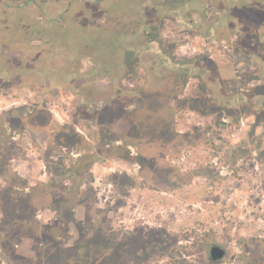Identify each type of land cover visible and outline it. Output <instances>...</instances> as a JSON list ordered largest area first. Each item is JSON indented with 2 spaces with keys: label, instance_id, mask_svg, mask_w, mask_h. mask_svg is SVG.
Segmentation results:
<instances>
[{
  "label": "rangeland",
  "instance_id": "obj_1",
  "mask_svg": "<svg viewBox=\"0 0 264 264\" xmlns=\"http://www.w3.org/2000/svg\"><path fill=\"white\" fill-rule=\"evenodd\" d=\"M8 1L16 3L22 0ZM91 1L68 0V3L64 1L67 4H59L56 15L65 18L64 21L47 22L45 27L51 30L45 33L43 45H32L29 50L27 42L25 47L27 37L24 30L32 40L33 37H42V29L46 32L37 24L42 20L40 12L32 14L30 11L31 15H22V9L10 8L8 6L13 4L0 0V41L5 42L3 48L10 50L8 63L14 65V60H19L15 59V52L23 51L24 60L19 61L27 71L39 73L47 70L35 64L34 54L57 57L56 65L81 58L78 62L83 61L82 67L86 69L87 61L93 63L94 59L102 56L110 60L116 53L113 62L117 69L120 68L126 59H132L136 54L131 50L125 55L121 52L124 47L133 49L137 46L135 38L130 39V35L122 33L129 29L128 32L134 35L136 24L132 22L133 17L118 15L106 20L101 16L98 20L96 12L86 10ZM131 1L110 3L109 13L120 8L127 10ZM163 1L167 9L176 10L173 17L166 16L167 10L160 11V20L154 25L152 19L158 12L149 7L139 13L142 23L148 25V31L145 30L143 35L159 41L162 48L169 42H178L184 35H193L187 41L190 38L196 41L199 32H194L199 28L214 30L213 23L221 18L216 15L217 10L225 11L228 6L231 8L224 12L223 18L230 15L233 18L230 26L239 24L237 29L243 31L239 36L237 29L233 31L219 26L215 37L207 39L209 42L229 41L237 36L232 55L236 60H219L210 55L200 59L198 56L203 53L200 49L196 53L183 47L177 50V59L169 61L172 64L182 63L180 69L164 67L167 62L157 63L160 70L168 74V84H172L170 87L174 89L162 97L164 102L161 98L160 104L158 101L156 107L161 118L169 113L177 83L183 85L189 81L188 78L194 77L190 88L194 89L201 81L206 92L204 100L190 103L192 109L204 111L206 115L187 112L181 116L178 129L188 135L182 142L177 139L170 145L172 150L164 147L166 154L172 155L170 163L173 169L167 159H163V153L159 158L141 159L134 148H129V153L124 150L115 152L123 154L124 160L108 157L111 151H106L103 146L107 130L102 131L94 121L97 113L78 117L77 111L83 104V98L77 92L72 94L77 91L75 87H80L78 82L95 79L100 89L95 94L103 96L102 91H106L108 80L101 75L107 71L99 66L95 70L96 77L93 70L84 71L80 73V80H70L64 85L53 78L47 85L39 79L28 87L15 85L17 82L8 78L4 82L0 80V140H9L8 134L21 132L19 124L29 127L30 121H38L37 114L40 112L50 116L48 125L66 126L71 132L69 135L60 134L61 141L65 143L62 146L50 143L46 134L23 132L21 138L24 145L14 147L10 161L11 168L20 176L28 175L22 177L32 186L39 182L57 183L58 192H65L63 195L69 198L63 204L62 201H52L50 216L37 214L44 231V235L39 233L41 240L53 239L59 233L57 244L63 254H79L82 248L80 235L91 236L99 228L101 236L88 241L89 253L85 256L92 262L97 255L105 257L96 264H212L208 254L215 244L227 251L218 264H264V118L257 116V112L264 110V97L252 101L242 97L256 83L253 81L259 79L264 86V68H261V64L264 67V0ZM190 21L194 34L183 25ZM93 22L103 27H95ZM240 46L249 51L247 56L240 53ZM108 47L109 53L106 50ZM151 48L149 45L145 52L139 53L140 63L145 68L156 61V53L150 51ZM248 58L256 69L248 70ZM214 61L224 67L221 73L207 70L213 67ZM241 61L247 64L244 74L237 66ZM36 68H40L39 71ZM66 72H61V75ZM128 73L141 77L146 75L143 69L137 71L135 64L130 66ZM239 76L242 78L238 79ZM121 81L123 84L124 80ZM62 87L68 90H61ZM81 91L85 90L81 88ZM186 94L190 95L189 92ZM104 100L99 101L97 106L102 107ZM98 117L99 123H103L104 116ZM222 118L233 125L225 126ZM128 121L126 118L116 119L111 132L117 134L118 127L126 131ZM13 137L17 139L19 136ZM176 143H184L185 146L179 149ZM56 167L61 168L62 179L59 182L56 180L57 173H53ZM0 184L5 186L3 180ZM54 198L53 195L52 200ZM75 240L77 243L73 246ZM19 246L18 251L29 249L25 243ZM50 246L51 243H45L41 248L45 251ZM10 260L14 264H25L27 261L18 256ZM0 264H11L7 252L1 247ZM59 264L73 263L61 261Z\"/></svg>",
  "mask_w": 264,
  "mask_h": 264
},
{
  "label": "trees",
  "instance_id": "obj_2",
  "mask_svg": "<svg viewBox=\"0 0 264 264\" xmlns=\"http://www.w3.org/2000/svg\"><path fill=\"white\" fill-rule=\"evenodd\" d=\"M64 1L67 2L68 0H56L55 2L49 0V2L46 1L45 3L42 0H22L16 3L7 0L9 4H13L11 6L9 5L8 7L22 9V15L24 13L31 15L30 11H32V14L35 11H39L41 14L40 16L42 20L41 22H37V24L40 28H44L46 32H43L42 29V37H33L32 40L30 37H28L29 33L24 30V34L27 37V40L25 41V47L27 48L28 46L27 49L30 50V47L32 45H34L33 47H37V45L40 44L43 45V42L45 41V33L51 30V28L45 27V24L47 22L58 21L61 23V21H64L65 18L56 15L60 9L58 5L65 3ZM91 2L92 3L90 4V6L86 7V10L93 13L96 12V14L98 15V20L101 19V16L105 19L107 18L106 20L117 17L118 15L127 16L129 18L133 17L132 22L136 24L135 32H133L134 35L128 32L129 29L126 32L122 33L130 35V39L135 38L137 46L133 49H125L124 47L121 49V52L122 54L124 52L125 55L131 50L136 54H134V57L132 59H126L118 69L115 67V62H113L115 60L114 58H116V53L115 55H112L110 60L107 59V57L104 58V56H102L103 58L96 60L94 59L95 62L93 63L87 61L86 69H83L82 67L83 61L78 62V60H80L81 58H74L71 62L66 63V83L70 80H80L82 77V74L80 73H83L84 71H87L88 73L93 70V76L96 77L97 74L95 70L97 66H99L100 69H104V71H107L101 76L103 79L105 78L104 80L112 79L110 81L112 83L109 96L110 103L108 104V107H106L105 109L102 108L100 112H97V116H104V122L99 123V117L97 118V116L95 117L94 121L99 124L102 131L107 130V134L104 137L103 146L104 148H106V151H111L108 157L115 156L116 158L124 160V156H122L123 154H116L115 152L118 150H124L127 152L129 148H134L137 151L138 157H140L141 159L147 157H150V159L159 158V155L163 153V159H167L171 169H173L174 166L170 163V158L172 157V155L166 154L167 150H165L164 147L167 146L172 150L170 145H173L177 139H179L177 140L178 142H182L186 135H188L182 133L178 129L180 125L178 118L190 111L196 112L200 116L206 115V112L198 110L196 108L192 109L190 107V103L197 100L198 102L204 100L206 98V92L200 81H198L194 89L190 88V81L194 77L188 78L189 81H186L183 85L182 83H177L175 85V99L174 102L170 103L171 107L169 108V113L164 118H161L158 114V107H156L158 106V101L161 98V100L164 102L162 97L167 96L166 92L170 93L174 91V89L173 86L170 87L172 84H168V80L170 79L168 78V74H165L162 70H160L161 67L157 63L167 62L164 63L166 65L164 67H168L171 70L173 68L180 69L183 65L182 63L174 62L172 64L171 62L177 59V50L180 51L184 45L190 44L186 42L188 37L190 36L184 35V37L178 42H169L168 45L163 46L162 48L159 41L150 40L148 39L149 37L143 35L145 30L146 32L148 31V29L146 28L148 27V25L142 23V17H140L141 14L139 16V13L141 11L151 7L152 10L158 12L152 19V23L154 25L155 22L160 20V11L167 10L168 14L165 13L167 14L166 16L173 17V14L176 10L167 9V6L164 5L163 0H133L129 4V8L127 10L122 11V9L120 8L118 11H111V13H109V4L119 3V0H93ZM230 8L231 7L228 6V9H225V12H228ZM139 17L140 19H137ZM18 20H20V18ZM93 23L95 27H103L95 24V22ZM19 27L21 28L23 33V26L20 24V21ZM98 34L101 37V31H99ZM147 34L149 35L150 33H146V35ZM202 40L209 42L204 38ZM139 41L142 43V45ZM26 42L28 43L27 46ZM0 43L1 81L4 82L8 78L12 81H16L17 85L19 86L28 87L30 85H33V83L38 81L39 79L44 80V82L49 81V83L52 82V78L55 79V77L53 76V71L56 70L55 59L57 57H40L34 54L35 57L33 60H35V64L42 67L43 70L45 69V67L47 68L46 71L34 73L33 71H27L24 64H20L19 60H24L25 57L23 51L15 52V59L19 58V60H14L15 64L10 65L8 63V58L10 57L8 53L10 52V50L3 48V46H6L4 41H0ZM209 44L213 43L209 42ZM149 45L152 47L149 50L156 53L157 57L156 61H154L153 64L149 65L150 67L146 65L147 67L145 68L140 63V54H142V51L145 52L147 50V46ZM106 50L107 53H109V47L106 48ZM103 51L105 52L104 48ZM208 56L209 54L207 52H203L201 56H198V58H208ZM131 64H135V69L137 71L141 69L145 70L146 75L141 77L137 74H129L128 71L130 66H132ZM36 69L39 71L40 68ZM116 73L119 74L115 75ZM172 78L173 77L171 76V80ZM121 80H124L123 84ZM84 83L79 84L78 82V86L80 87H75L74 89L77 90L75 92H82L81 88L85 89ZM186 92H189L190 95H187ZM45 114L46 113L43 114L41 112L38 113V121H30L29 127L26 126L27 124L25 125V127H22L19 124L18 126L21 128V132H19L18 134H8V137H10L9 140H0V180H3L5 182V186H1L0 184V247L7 252L8 260L11 264L14 263H12L10 258L14 256H18L22 259L25 258V260H27L25 264H46L47 262L59 264L61 261H71L73 264H83L84 262L95 264L100 263L102 261L101 259H105L104 256H101V258L100 255L95 256V262H92V259H90L89 257L86 258V255H88L89 253V251H87L88 241L90 239H97L101 236L99 234V231H101L99 228L95 230L96 234H93L91 236H88V234L87 236H82L83 234L80 235L82 248L79 254H76L74 252L65 254L61 253V249L59 250V245L57 244L59 243L57 242L59 240V233L56 234V237H54L53 239L46 238L44 240H41L40 234L44 235V231L42 224L37 220V212L43 208L53 207L52 201H62L63 204L67 203L69 201V198L67 197V195H63L65 192L62 191L63 194H61V192H58L57 183L48 184L45 182H39L32 186L26 179H24L11 168L10 161L13 159V149L14 147L16 148L17 146L23 144V140L21 138L23 132H28L30 134L34 132V134L36 133L40 135L46 134L48 135V137H50V143H56L58 144V146L65 145L64 141H61L60 134L68 133L67 135H69L71 132H68V128L66 126L59 127L48 125L50 122V116ZM211 116L214 115L212 114ZM38 117H40L41 120H39ZM123 118H126L127 121L129 120L128 129L125 131L122 129V127H118L116 130L118 131L117 134H113L111 132V128L114 125V121L116 119ZM224 120H226L223 121L225 126L233 125V123H230L227 119L224 118ZM74 131L75 130H73V132ZM13 136L19 137L15 139ZM108 136H111L112 138H107ZM173 137H175V139H173ZM176 144H179V149L184 145V143ZM130 161L133 162L134 160L130 159ZM137 163H139V160H137ZM53 195L55 198L52 200ZM20 243H25L26 246L29 247V249L24 250V252L21 250L18 251ZM45 243H51L52 246L44 251V248L41 247H43ZM76 243L77 241H74L73 246H75ZM222 250H224V254L226 256V249L224 248ZM72 256L75 258L72 259Z\"/></svg>",
  "mask_w": 264,
  "mask_h": 264
},
{
  "label": "flooded vegetation",
  "instance_id": "obj_3",
  "mask_svg": "<svg viewBox=\"0 0 264 264\" xmlns=\"http://www.w3.org/2000/svg\"><path fill=\"white\" fill-rule=\"evenodd\" d=\"M217 15V14H216ZM217 16H220L221 18L217 19L215 21V23H213V25L217 28H219V26H224V27H227V28H230L232 29L233 31H235L237 29L238 26H240L239 24L235 25L234 26H230V23H231V20L233 19L230 15L227 16L226 19L223 18L224 16V12H221V14L217 15ZM237 21H240L239 18H236ZM171 22V21H170ZM191 21L189 23H184V27L188 29V32L189 33H193V26L190 25ZM196 30V29H195ZM238 33H239V36L241 33H243L242 30H238ZM196 33L199 32L200 36H202L203 38H206L208 40L212 39L213 37H215V31L212 30V29H202V28H199L195 31ZM194 32V33H195ZM195 33V34H196ZM202 33V34H201ZM235 39H237V36H233L231 39H229V41H225L224 39L223 40H215V42H217L222 48H225L227 49V58H230V59H234L236 60V58L233 55V52H234V43H235ZM240 49V53L244 54V55H248V50L242 48L241 46L239 47ZM253 51V50H251ZM8 53V52H7ZM247 60V59H246ZM247 61H251L250 58H248ZM216 61H214V63L212 64L213 67L212 68H209L207 69L208 71L209 70H212V71H221V70H224V67H221L219 66V64L215 63ZM253 62V61H252ZM240 64H242V66H240ZM250 65L248 66V70H254L256 69L255 65L254 64H251V62L249 63ZM239 65V66H238ZM56 66V70L53 71V76L55 77L54 80L60 82L59 84L61 85H64L66 83V80H67V77L66 76V73L65 75H61V72L63 71H66V63H64V61L60 64V65H55ZM215 66V68H214ZM237 66L239 67L238 69L240 70L241 74H244V72L247 70V64H245V62L241 61V62H238ZM261 68L263 69L264 67H262V64H261ZM260 68V70H261ZM128 69V68H127ZM221 73V72H220ZM260 74V72H259ZM95 77V76H94ZM242 77L239 76L238 79H241ZM263 78V77H262ZM112 79H109L108 82L106 83V91H102L104 92L103 93V96L107 95L108 97L105 98L103 97L102 95L100 96H97L95 94L96 90L97 91H100V89H98L99 87L97 86L96 84V80L93 79V80H88L87 82H85V86H84V92H77L79 95L78 96H81L83 98V104L82 106L79 105V108H78V117L81 118L82 115H93L97 112H100L102 108H106L108 107V104L110 103V99H109V96H110V91H111V85L112 83L110 82ZM201 82V81H200ZM253 82H256L255 84L251 85L252 88H250V90L244 92V94H242V97L243 98H246V99H249V101H252L254 98H262L264 97V86H262V82L261 80H255ZM45 84H49V81H45ZM45 84L43 85V87H45ZM15 85H17V83H15ZM61 90H68L66 89L65 87H62ZM75 91H73L72 94H74ZM76 93V92H75ZM105 99V100H104ZM104 100L105 104L102 106V107H98L97 106V103L99 101H102ZM103 112V111H102ZM257 116H262V118H264V110L261 109L260 112H257ZM84 160V158H83ZM81 161V160H80ZM53 173H57V182L60 181V179H62L61 177V168H55L53 170ZM76 241V240H75ZM216 248H220L221 250L224 249L222 246H219L217 244L215 245H212L210 250H209V259L210 261L212 262V264H218V262H220L221 260H223V258L225 257V254L224 255H218L217 251H214ZM224 252V250H222ZM227 252V251H226Z\"/></svg>",
  "mask_w": 264,
  "mask_h": 264
},
{
  "label": "built area",
  "instance_id": "obj_4",
  "mask_svg": "<svg viewBox=\"0 0 264 264\" xmlns=\"http://www.w3.org/2000/svg\"><path fill=\"white\" fill-rule=\"evenodd\" d=\"M185 47L191 51L195 50V47L192 46V44H189ZM199 47L201 51L207 52L212 58L217 57L219 60H223L227 58V49L222 48L219 44H216V43L208 44L205 40H202ZM240 66H242V64H240ZM222 121H226V120L222 119ZM241 125H244V123L241 122Z\"/></svg>",
  "mask_w": 264,
  "mask_h": 264
},
{
  "label": "crops",
  "instance_id": "obj_5",
  "mask_svg": "<svg viewBox=\"0 0 264 264\" xmlns=\"http://www.w3.org/2000/svg\"><path fill=\"white\" fill-rule=\"evenodd\" d=\"M211 8H212V6H210ZM221 12H225V11H220V10H217V12H216V14L218 15V14H221ZM190 25H191V23H190ZM216 30H218V28L217 27H215L214 28V31H216ZM196 33V32H195ZM192 34H194V33H192ZM193 37V35H190V37ZM196 36H198L197 38V40L196 41H194V40H192L191 38H190V40H188V41H186V42H188V43H190V44H192V46H194L195 47V50H196V53H198L197 51H198V49L200 48L199 46H200V44H201V41H202V39H203V37L202 36H200V34L199 33H197L196 34ZM195 37V36H194ZM204 39H206V38H204ZM185 42V43H186ZM207 42V41H206ZM208 44H209V42H207ZM212 43H216V44H218L217 42H212ZM187 45H189V44H186V45H184L183 47H185V46H187ZM182 47V48H183ZM198 48V49H197ZM203 52V51H202ZM201 52V53H202ZM193 79V78H192ZM189 113H192V111H190ZM179 120V122H180V118H178ZM222 119H224V118H222ZM258 128V127H257ZM22 176H24V177H28V175H26V174H21ZM51 208H43V209H40L38 212H37V214H39V213H43L44 215H46V216H48L49 214H51V213H49V212H51ZM50 216V215H49ZM38 217V216H37Z\"/></svg>",
  "mask_w": 264,
  "mask_h": 264
},
{
  "label": "water",
  "instance_id": "obj_6",
  "mask_svg": "<svg viewBox=\"0 0 264 264\" xmlns=\"http://www.w3.org/2000/svg\"><path fill=\"white\" fill-rule=\"evenodd\" d=\"M214 251H217L218 255H224V252L220 248H216Z\"/></svg>",
  "mask_w": 264,
  "mask_h": 264
}]
</instances>
